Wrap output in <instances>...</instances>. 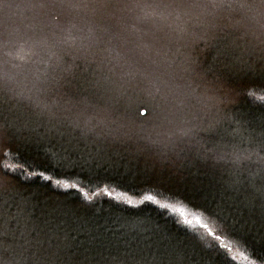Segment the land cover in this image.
I'll return each instance as SVG.
<instances>
[{
    "label": "trees",
    "instance_id": "trees-1",
    "mask_svg": "<svg viewBox=\"0 0 264 264\" xmlns=\"http://www.w3.org/2000/svg\"><path fill=\"white\" fill-rule=\"evenodd\" d=\"M207 1L214 6L212 0ZM3 2L0 8L10 6L12 10L0 11L6 15L0 19V88L5 90H0V135L11 147L0 150V264H120L122 254L129 251L136 255L137 264H264V100L249 99L251 89L264 97V21L238 34L230 31L243 19V9L263 18L264 3L225 0L221 6L217 0L214 21L196 31L200 36L211 30L213 37L197 59V70L213 85H222L226 103L233 104L226 105L221 114L217 101H211L199 116L193 136L184 133L191 126L181 128L179 122H171L174 127L168 130L181 134L186 142L159 158L143 147L148 143L154 145L153 150L161 149L156 140L167 130L161 124L157 134L151 126H144L152 117L157 119L148 101L143 98L129 108H118L110 101L112 111L105 113L109 121L98 131L95 123L101 118L94 107L100 101L93 98V90L103 82L98 73L107 75V66L116 64L127 84L125 92L133 91L129 84H139L136 78L141 69L134 57L151 63L150 53L137 43V37L146 34L155 37L148 43L155 53L154 62L170 68L166 76L174 80L186 66L181 47L169 40V31H157L149 22L157 11L174 16L195 10L196 0H128V6L117 14L104 12L102 20L97 15L99 5L87 0L80 16L64 27L51 22L59 21L52 0ZM37 8L46 9L42 17L51 27H45L38 39L21 41V20L24 28L40 25ZM115 27L122 33L114 35L110 29ZM251 30H255L252 36ZM238 58L247 63L239 66L234 63ZM65 70L82 81L88 78L77 94H64L66 100L63 92L48 89L55 85L53 77L59 79ZM11 86L13 90H8ZM141 92L157 104L169 97L159 87ZM33 101L39 104L37 108ZM54 106L66 110L65 117L58 121L49 117V108ZM144 108L147 113L142 115ZM83 111L87 117L77 124L72 117ZM113 113L123 119L121 124L137 117L144 142L127 141L126 127ZM221 116L227 117L228 126L219 131ZM19 117L29 122L28 129L16 124ZM196 139L200 143L195 148ZM160 170L166 175L171 172L173 181L182 179L197 199L219 214L236 236L223 241L231 251L217 252L220 242L213 241L204 229H195L203 241L186 236L170 214L162 215L163 210L155 205L138 203L150 194L149 177ZM41 171L51 182L33 175ZM57 180L76 187L64 189ZM118 196L139 199L137 206ZM203 221L217 231L213 221ZM209 244L215 249L206 247Z\"/></svg>",
    "mask_w": 264,
    "mask_h": 264
},
{
    "label": "bare ground",
    "instance_id": "bare-ground-1",
    "mask_svg": "<svg viewBox=\"0 0 264 264\" xmlns=\"http://www.w3.org/2000/svg\"><path fill=\"white\" fill-rule=\"evenodd\" d=\"M213 7H214L213 5L209 4V1L203 0V4L200 6V8H198L199 9L198 11L194 10L185 14L179 13L174 16L168 14H161L159 11L153 13L154 20L153 18L150 20L149 22L150 27L154 28L157 31H164V30L169 31V40H176L175 41L176 45L180 47H183L185 44L184 49L185 50L189 49L183 55L185 59L184 65L186 64V66L183 69H181V72L178 73V76L175 79L173 78L174 80H170L173 82L172 85L161 88L165 92L166 96L169 97H162L164 99L159 101L157 104L153 99L143 97L141 95L140 89L133 90L132 88L133 91L125 92V90H127V84H124V77L121 68L116 64H110L107 66V70H109V73L107 75L101 72L98 73L100 76L99 79L102 80L103 82L96 84V88L93 90L94 93L93 98L100 101V104L95 103L96 105L94 109L100 112V114L102 115L110 110L109 109L110 106H108L111 103L110 101L112 102L115 101L116 102L115 106H117L118 108L124 106H128L129 108L131 107L132 104H138L139 101L144 98L150 103V106H152L149 108L150 113L151 112L156 113V109L166 111V113L163 114L162 118H158V115L156 116L157 119H161V121L159 120L160 122L165 121V123L168 124H170L171 122H189L192 124L194 120H198L200 116L198 114L199 112H195L196 117L192 116L193 119L190 116L187 117L185 115L183 117L185 121L175 116L177 112L181 110L182 107H184L186 101L189 99V97H185L182 99L177 96L181 93L190 92L194 94L196 97H200L203 101V104L207 105V99H206L207 95L203 94L206 93L205 89H207V86L205 85L204 82L206 80L200 75L199 71L197 70L198 67L197 59L199 55L205 53L208 50L211 39H213V37L210 34H205L200 36H190V35H196L197 30H194V28L197 25L199 27L198 29L201 30V25H200L201 23H203V26H205L206 28L207 23L204 22H208L209 21L208 19L210 20L214 19L211 18L216 16V12H213ZM8 9L12 10L10 6H2L0 8V11H8ZM241 13L243 14V19L240 20L241 22L237 21L238 23L234 26V28L230 30L233 35L242 32L246 27H252L254 24H257L258 21L261 19L262 21H264V17L261 18L260 16L256 15L254 12L249 13L248 11L243 9ZM203 14L206 17H204ZM5 17L6 15L0 12V19H3ZM110 30L114 35H119L122 33V30L119 29L118 27L111 28ZM254 32L255 30H251L249 34L252 36ZM167 43H170V41H167ZM186 43H188L189 45H187ZM148 64H149L148 66L147 64H144V67L141 66L142 68H146L147 66V70L144 71L146 75L141 74L136 78V80L139 82L141 89L150 92L153 90V88H156L153 87L151 83L160 80L159 78L164 76L165 73L164 70H162L161 68L162 65L159 62H154V63L151 62ZM175 73L177 75V72ZM177 83H181L183 88L180 92L176 94V90L174 86ZM4 86L6 85L4 84ZM8 90H13L12 86L9 87ZM249 93H250L249 99L251 101L257 102L258 100H262L261 99L262 96H258L254 94L255 90L251 89ZM175 94L176 97L174 99H171L174 97ZM162 101H165L166 103H162ZM101 104H103V106ZM43 106L46 107V105H42V107ZM146 109L147 108L142 109V115H145L147 113ZM194 109L200 110L198 108H194ZM173 111H175V114H173ZM157 119L152 117L151 121L154 122L153 124L159 126L160 123H158ZM224 120L225 119H223L222 122L219 124V131L222 130V127L225 128L226 126H228L227 118L225 121ZM56 125L59 126L60 124L56 123ZM184 133L190 136L191 134L190 128L186 129ZM180 138L178 141L182 140ZM119 197L120 199H125V200L131 199L134 202H137L139 200L131 196H122V197L118 196V198Z\"/></svg>",
    "mask_w": 264,
    "mask_h": 264
},
{
    "label": "rangeland",
    "instance_id": "rangeland-1",
    "mask_svg": "<svg viewBox=\"0 0 264 264\" xmlns=\"http://www.w3.org/2000/svg\"><path fill=\"white\" fill-rule=\"evenodd\" d=\"M7 2H8V0H5V2H3V4L5 3V4L8 5L9 3H7ZM86 3H87V0H52V5L56 9V17H57V15L59 16V21H57V18H54V19L51 20L52 24L58 23L62 27L66 26L68 24V22L71 21L75 16H78V17L80 16L81 6L85 5ZM202 4H203V0H196V2H194V7L193 8L196 11H198L199 10L198 8H200V6ZM15 9H16V12L17 13L20 12V8L16 4H15ZM122 9L123 8L120 7V8L114 9V10H105V9H103V8H101L99 6V8L97 9V15L100 16L101 17V20H102V17L104 15V12H107V13H111L112 12L113 14H117ZM35 11H36V15L40 19V25L36 26L34 29L24 28V24L25 23H24L23 20H21L20 21V25H21V28H22V31H23V36H22L21 41H26L29 38V40L31 42V40L33 39V36H35V38L37 37V39H38L39 35L45 29V27L46 28L51 27V23H49L48 19L45 20L42 17L46 13V9L37 8V10H35ZM191 11H194V10L192 8H190V9L187 10V13L188 12H191ZM93 13H94V10L93 9L88 11V15H90V16L93 15ZM127 18H129V17H127ZM127 18H125V19H127ZM212 21H214V19L211 20V21H208V22H212ZM208 22H204V23H208ZM73 25L74 24H72L69 29H72L73 28ZM200 25H201V29H205L204 26H203V23H201ZM194 26H196V25H194ZM198 28L199 27L197 25L194 28V30H199ZM209 34L211 35V30H209ZM26 35H27V38L25 37ZM190 36H196V35H190ZM42 40L44 41V37L42 38ZM154 41H155V37L154 36H151V34H146L143 37H141V36L137 37V43L139 44V48H143L144 50H146V51H148L150 53L149 60H151V62H153V63L156 60V57H155V53H154L153 48L151 46H149L148 43L152 44ZM160 43H161V41H160ZM186 44L189 45L188 43H186ZM184 46H185V44H184ZM184 46L181 47V53L182 54H185L189 50V49H187L186 52H184L183 51V50H185L184 49ZM120 57H125V54L124 53H121L120 54ZM134 59L137 60L139 63H141L139 65V67H141V66L144 67V64H148V62H143V61L139 60L137 57H134ZM149 60H147V61H149ZM237 60H235L234 63H237L239 66H242L243 65V62L244 63H247V62L243 61L241 58H238ZM178 62H180V59H179ZM142 67H141L140 71H138V75H141V74L146 75L144 73ZM161 68H162V70H164L165 75L162 76L160 80H158V81H156L154 83H151L153 87L164 88V87H168L169 85H172L173 84V82L170 81V79H168L167 76H166L168 74L170 68L165 67V65L161 66ZM52 71L55 72L56 70L55 69H52ZM204 77L205 76H203V78ZM154 79H156V78H154ZM205 80L206 81H204V82H205V85L207 86V89H205L206 90V93H203V94L204 95L205 94L207 95L206 96L207 105L203 104V101H202V99L200 97H196L194 94H192L190 92L181 93L177 97L182 98V99L185 98V97H189V102L187 101L185 103L184 107H182V109L177 112V114L175 115L177 118H181V120L185 121V119H183V117L185 115L187 117L190 116L193 119V117H196L195 112H199L198 113L199 115L204 114L206 112L207 108H208L209 103L211 101H214V100L217 101V106H219L218 110H219V113H221V114L222 113H225L224 111L226 110V107H225L226 105L227 106H232L233 103H231V102L229 104L226 103L227 96H225V93H224V91H223L222 88H220V87H214L213 84L208 81V79H205ZM129 85H130L131 88H133V90L140 89L141 88V87H139L140 86L139 84L136 85V84L132 83V84H129ZM48 87H49L48 89L55 90V86H48ZM174 87H175V90H176V94L178 92H180L182 90V88H183V86L181 85V83L175 84ZM0 90L2 92L5 91L3 88H0ZM140 91H141V89H140ZM55 93H57V92L55 91ZM63 96H65L64 93H63ZM7 97H9V95H7ZM36 97L37 96L34 94V100L36 99ZM66 97L67 96H65L64 100H66ZM14 98H15V96H14ZM59 99L60 98L56 99V102H60L61 100H59ZM163 99L164 98H161L160 100H163ZM50 100L53 102V99H51V97L49 98V102H50ZM52 102H50V103H52ZM31 103L36 108L39 106V104L36 101H33ZM162 103H166V102L165 101H162ZM148 104L150 105L149 102H148ZM101 105L103 106V104H101ZM194 108H198L201 111L200 110H196ZM110 111H112V110H109V112ZM49 113L51 114V115H49V117H53V120L54 121H56V120L58 121L59 118L62 119L63 117H65L66 110H64L62 108L61 109H57V107L54 106L53 108H49ZM84 113H86V112L83 111V112H79L78 115H74L72 117L73 120H77L76 123L78 124L80 121H82V119H84V118L87 117V115H85ZM165 113H166V111H163V110H160V109H156V114L158 115V118H162L163 114H165ZM116 114L117 113H113L112 115L115 116V118L118 120V123L121 124V122H123V119H121ZM173 114H175V111H173ZM98 116H99V118H101V121H100V123L97 121L95 123V127L96 128H99L98 131H102L100 129H103V127L105 125L104 122H105V120H108V116L105 113L102 114V115L99 114ZM127 116L129 118V115H127ZM226 118L227 117H222L221 116L220 123L222 122L223 119L226 120ZM13 119L17 120L16 118H13ZM19 119L17 121L14 120L16 122V124H19V127L21 126V127L25 128V129H28L29 122H26V120L23 119V118H21V117H19ZM28 120H30V119H28ZM159 120L161 121V119H158V123H160L159 126H157L155 124H154L155 126L152 125L151 121H149L148 123L144 124V126H146V127L151 126L152 129L155 130L156 132H158V129H159L158 127H160L161 124H164V126H166V129L167 130L164 131V132H161L160 133L161 134L160 138L158 137V139L156 140V144L160 145L161 146V149L159 148V150H153L154 148H151V147H154V145L150 147L151 144H148V143L145 144L143 147L145 149H148L147 152L152 153L153 155L161 158L162 156H160V155H164L165 152L168 153L170 151H173L174 149H175V151H177L176 148H179V146L182 143H185L186 140H183V137H182L181 134L174 133V132L168 130V127H171V126L174 127V125H171V124L168 125V123H165V121L160 122ZM2 122L4 123L3 120H2ZM121 125H124L126 127L125 133L127 135L126 136L127 138H125V139H127V141L133 142L134 144L137 141L138 142L139 141L144 142L143 139H142V137L140 138L139 135H141V133L138 132V129H137V127H140V120L137 117L136 118H133V119H125V122L123 124H121ZM178 126H180L181 128H185L186 126H191L190 133H191V136H193L196 133L195 130H196L197 126H199V122H197V120H194V122L192 124L189 123V122H179ZM1 128L2 127L0 125V129ZM160 129L162 130V128H160ZM13 131L15 132L16 130H13ZM157 134H159V132ZM149 136L151 137V135H149ZM152 136L155 137L154 134ZM179 138L182 139V140L178 141ZM190 142H193V138H191V141ZM199 143H200V141H198L196 139V143L194 144L195 148H196L197 144H199ZM181 148L185 149L184 147H181ZM167 153H165V154H167ZM202 222H204V221L202 220Z\"/></svg>",
    "mask_w": 264,
    "mask_h": 264
},
{
    "label": "snow or ice",
    "instance_id": "snow-or-ice-1",
    "mask_svg": "<svg viewBox=\"0 0 264 264\" xmlns=\"http://www.w3.org/2000/svg\"><path fill=\"white\" fill-rule=\"evenodd\" d=\"M212 2L215 6L217 0H212ZM224 2L225 0H219L221 6L224 5ZM95 3L105 10H114L128 6V0H95ZM261 3H264V0H261ZM227 6L231 7V2H229ZM240 6L243 7L244 5ZM0 43H3V41L0 40ZM53 80L55 81L54 86L56 92H63L64 94L71 95L77 94L78 91L83 89L84 84L88 82L87 76H84L82 81L79 77L70 75L68 70H65L59 79L53 77ZM213 86L221 87L222 85L214 84ZM261 99L264 100V97H261ZM5 147H11V145L8 143L6 137L0 135V150ZM5 155H7V153H5ZM5 168H7V165H5ZM33 175L49 182H51L52 179L50 176H45L43 171L33 173ZM56 184L64 189L76 187L75 185H69L60 180H57ZM149 187L150 194H145L143 199L138 203L155 205L158 209L163 210L161 213L162 215L170 214L173 222L185 230L186 236L191 234L196 239L203 241L204 237H201L199 232L195 231L197 228H202L207 232L209 237L213 238V241L220 242L218 249H215L214 244L206 245V247L214 248L217 252L219 249L231 251L228 244L223 241L229 238L235 239V233L226 223L221 221L219 214L215 210L210 209L205 203L197 199L193 189L184 184L182 179L173 181V174L171 172L166 175L164 170H160L155 172L153 177H149ZM84 195L85 199H87V194L85 193ZM158 197H161L164 202L158 199ZM126 202L133 207L137 206L136 202L131 199H127ZM262 207H264V205H262ZM202 220L213 221L214 226H218L217 231L214 232L212 227L209 226V223L202 222ZM122 255L123 259L120 260V264H137L135 254L129 251ZM114 259H119V257H114Z\"/></svg>",
    "mask_w": 264,
    "mask_h": 264
}]
</instances>
